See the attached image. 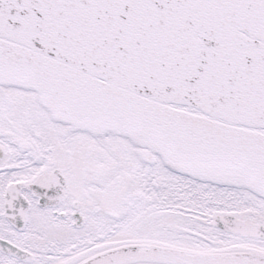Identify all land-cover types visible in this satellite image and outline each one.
Returning a JSON list of instances; mask_svg holds the SVG:
<instances>
[{
	"label": "snow or ice",
	"instance_id": "snow-or-ice-1",
	"mask_svg": "<svg viewBox=\"0 0 264 264\" xmlns=\"http://www.w3.org/2000/svg\"><path fill=\"white\" fill-rule=\"evenodd\" d=\"M0 264H264V0H0Z\"/></svg>",
	"mask_w": 264,
	"mask_h": 264
}]
</instances>
